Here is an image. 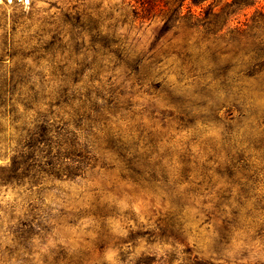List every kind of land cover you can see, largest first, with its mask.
Listing matches in <instances>:
<instances>
[{
  "label": "rangeland",
  "instance_id": "1",
  "mask_svg": "<svg viewBox=\"0 0 264 264\" xmlns=\"http://www.w3.org/2000/svg\"><path fill=\"white\" fill-rule=\"evenodd\" d=\"M115 2L33 0L29 8L0 7V89L64 87L66 76L78 73L71 61L90 56L86 28ZM262 10L264 0H256L222 39L187 27L163 32L158 23L131 32L133 46L156 52L159 62L137 74L138 84L120 72L110 82L127 109V120L118 123L124 142L149 151L150 184L145 189L124 178L109 153L81 177L45 183L42 200L34 202L38 229L30 245L0 246V264H185L195 255L214 264H264V234L253 231L232 235L210 258L216 225L189 209L181 219L183 235L169 228L179 219L166 213L160 189L161 183H231L232 157L234 183H264ZM236 123L241 130L229 137L226 126ZM16 192L1 189L0 206L11 204Z\"/></svg>",
  "mask_w": 264,
  "mask_h": 264
},
{
  "label": "trees",
  "instance_id": "2",
  "mask_svg": "<svg viewBox=\"0 0 264 264\" xmlns=\"http://www.w3.org/2000/svg\"><path fill=\"white\" fill-rule=\"evenodd\" d=\"M255 3L256 0H116L112 6L103 7L97 22L86 28L90 56L71 61L78 73L66 76L64 87L50 91L0 89V158L8 159L0 164V190L17 191L11 204L0 206V246L30 245L38 229L34 202L42 200L43 185L81 177L108 153L122 167L124 178L141 187L150 184L145 179L149 151L145 146L138 152L124 142L118 123L127 117V109L122 95L110 82L115 77L112 73L120 72L127 81L133 75L138 84L142 81L137 74L152 71L159 62L156 52L149 54L133 46L131 32L146 23H158L163 32L187 27L203 29L213 39H222L221 32ZM258 15L264 17V10ZM241 124L227 125L228 136L237 137ZM231 171V183H215L219 188L207 201L204 194L215 184L161 183L170 207L166 213L179 219L169 228L183 235L185 224L181 219L189 209L195 210L197 220L218 228L210 258L218 256L234 234L253 231L259 238L264 234V183H234L237 166L233 157ZM185 264L214 263L195 255Z\"/></svg>",
  "mask_w": 264,
  "mask_h": 264
},
{
  "label": "built area",
  "instance_id": "3",
  "mask_svg": "<svg viewBox=\"0 0 264 264\" xmlns=\"http://www.w3.org/2000/svg\"><path fill=\"white\" fill-rule=\"evenodd\" d=\"M33 0H0V7L29 8Z\"/></svg>",
  "mask_w": 264,
  "mask_h": 264
}]
</instances>
